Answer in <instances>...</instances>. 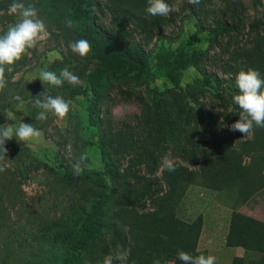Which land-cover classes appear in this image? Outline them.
<instances>
[{"label":"rangeland","instance_id":"obj_1","mask_svg":"<svg viewBox=\"0 0 264 264\" xmlns=\"http://www.w3.org/2000/svg\"><path fill=\"white\" fill-rule=\"evenodd\" d=\"M20 2L35 7L48 36L11 71L5 67L0 125L28 123L41 135L7 141L0 161V264H102V251L115 257L121 245L123 264H154L151 252L175 263L179 230L196 240L206 216L235 211L263 186L264 128L246 137L229 131L240 109L223 87L249 69L264 79V0H165L166 16L149 15L148 0ZM11 3L0 0V36L19 19ZM213 20L237 30L210 46L211 35L198 27ZM160 32L178 40L162 41ZM194 34L201 41L191 45ZM81 39L90 43L87 57L72 51ZM65 67L80 83L39 80L41 70L59 76ZM47 96L69 103L65 119L52 112L37 119L43 110L35 99ZM166 154L175 171L161 167ZM77 163L82 173L73 181ZM111 191L117 195L108 199Z\"/></svg>","mask_w":264,"mask_h":264},{"label":"clouds","instance_id":"obj_2","mask_svg":"<svg viewBox=\"0 0 264 264\" xmlns=\"http://www.w3.org/2000/svg\"><path fill=\"white\" fill-rule=\"evenodd\" d=\"M200 0H189L191 4H199ZM149 6L146 12L151 16H166L172 8L165 0H148ZM9 12L18 15L19 19L10 24L6 33L0 36V90H3L7 81L5 79V67L12 70V66L25 56L30 55L31 49H35L40 41H43L48 36V31L43 20L38 18L37 11L33 5L25 6L20 0H13L9 6ZM68 27H72V22H67ZM72 51L78 53L81 57H87L91 52L90 43L81 39L71 45ZM39 80L44 84L52 86H62L66 80L72 85L80 83L79 78L69 71L67 67L61 69L58 76L55 72L41 70ZM236 88L238 94L232 97L233 103L240 109L239 120L229 127V131L240 132L244 137L250 136L254 126L264 128V79L260 73L254 69L241 71L236 76ZM43 95V94H42ZM35 107L42 109L37 114L38 120L47 119V113L52 112L56 117L63 120L69 113V103L60 97L47 96L44 101L40 98L35 99ZM41 133L31 124L21 123L14 129L13 125H0V161L7 156L6 142L17 139L19 142H31L40 137ZM86 156H81V161L85 160ZM161 167L172 172L175 171L170 154H166L162 158ZM6 170V166L0 163V173ZM74 173L79 175L82 173L80 164L73 166ZM127 251L120 250L115 257L112 255L104 257L102 264H115V261L123 264L127 259ZM178 259L183 264H215L214 256L197 255L193 256L184 251H179ZM154 264H160L159 260L154 261Z\"/></svg>","mask_w":264,"mask_h":264},{"label":"trees","instance_id":"obj_3","mask_svg":"<svg viewBox=\"0 0 264 264\" xmlns=\"http://www.w3.org/2000/svg\"><path fill=\"white\" fill-rule=\"evenodd\" d=\"M196 16V14H191L190 16H188V19L192 18ZM212 25L208 28L205 27H198V31L199 32H209V34L211 35V43L210 46L218 43V38L221 36H225L230 34L231 32H234L236 29V27L234 25H230V23L227 20H213ZM94 29L96 30V32L103 36L104 38H108V39H112L115 40L116 38L113 37L112 35H109L106 32H102L101 30L97 29L94 26ZM159 39L162 41H168L169 43H175L178 40V37H169L164 35L162 32L159 33ZM201 41V37L199 36V34H194L190 37L189 40V44L194 45L196 43H199ZM130 47L132 48H136L139 49L140 46L138 44H129ZM215 82L220 86L223 87L224 82L219 80L218 77H213ZM223 90L225 91H230L233 92V94H238V89L236 88V79H231L230 85H226L223 87ZM7 146V142L6 145ZM240 168H242L240 166ZM236 173H238V171H235ZM242 173L243 175L246 174L245 170L242 169ZM85 177H82V179L80 180H85L86 178H90V175H84ZM245 176V175H244ZM73 181L74 179H79L78 175H71ZM263 186L261 188H258L257 190L253 191L249 197L242 203L244 204L252 195H254L256 192H258L259 190L264 188V176H263ZM116 191H111L108 192V199L109 198H113L115 197L117 194H115ZM115 194V195H114ZM104 198L107 199L106 196H104ZM241 204V205H242ZM108 217H110L112 219L111 222H109L110 226L109 229L112 232L117 233V231L119 230V226L116 223V217H117V212L114 210H110L109 211V215ZM168 220L170 222H172L171 224L174 223L175 219L168 215L167 216ZM204 224V221H203ZM203 229V228H202ZM166 227L163 226V231H164V235L167 237L168 234L169 236L171 235L170 232L165 231ZM201 231H199L197 239L193 241L192 237L188 236V230L185 228H182V230H179V234H180V240L178 239L179 243H178V247L181 249V251H184L186 253H189L193 256H197V255H205L208 256L207 252L205 251H199L198 250V242H199V238L201 235ZM117 237H119V235H117ZM166 243H170L169 240L165 241ZM191 242H194L193 244V249H190L191 247ZM228 244L231 246H242L246 249H253V250H258L259 252L262 253V258L255 263H247L242 259H235L233 264H264V223H260L258 221H255L253 219H250L248 217H245L239 213H237L236 211L233 212V217H232V223H231V230H230V234L228 236ZM189 247V248H188ZM121 250H126V246L125 245H121V247H119ZM161 251V249L159 250ZM162 251L165 252H169L170 249L168 247H164V249H162ZM109 250L107 251H102L101 255L103 257L109 256ZM151 254L154 256V260H159L160 264H165V259H163L161 256H159L157 253L155 252H151ZM177 256V255H176ZM172 258L175 259V257L173 256ZM175 264H183L182 261H180L178 258H176Z\"/></svg>","mask_w":264,"mask_h":264},{"label":"crops","instance_id":"obj_4","mask_svg":"<svg viewBox=\"0 0 264 264\" xmlns=\"http://www.w3.org/2000/svg\"><path fill=\"white\" fill-rule=\"evenodd\" d=\"M228 212L216 209L204 218L203 229L198 242V250L207 252L216 258L215 264H233L235 259L255 263L262 258L258 250L228 244L233 212L264 223V188L252 195L235 211L227 207ZM169 264H175L171 262Z\"/></svg>","mask_w":264,"mask_h":264}]
</instances>
